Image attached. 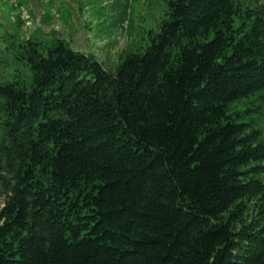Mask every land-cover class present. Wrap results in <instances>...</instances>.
Listing matches in <instances>:
<instances>
[{"label":"trees","instance_id":"obj_1","mask_svg":"<svg viewBox=\"0 0 264 264\" xmlns=\"http://www.w3.org/2000/svg\"><path fill=\"white\" fill-rule=\"evenodd\" d=\"M166 4L113 70L1 34L0 264H264V0Z\"/></svg>","mask_w":264,"mask_h":264},{"label":"rangeland","instance_id":"obj_2","mask_svg":"<svg viewBox=\"0 0 264 264\" xmlns=\"http://www.w3.org/2000/svg\"><path fill=\"white\" fill-rule=\"evenodd\" d=\"M167 0H0V36L13 34L20 17L21 39L51 32L78 51L94 55L107 69H114L121 52L146 47L150 34L159 30ZM123 20H125L124 23ZM5 36V35H3ZM4 49V48H2ZM0 61V79L21 68L20 62ZM264 126V120L262 122Z\"/></svg>","mask_w":264,"mask_h":264}]
</instances>
